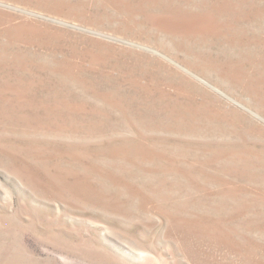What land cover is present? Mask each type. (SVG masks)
<instances>
[{
    "label": "rangeland",
    "instance_id": "rangeland-1",
    "mask_svg": "<svg viewBox=\"0 0 264 264\" xmlns=\"http://www.w3.org/2000/svg\"><path fill=\"white\" fill-rule=\"evenodd\" d=\"M0 264H264V0H0Z\"/></svg>",
    "mask_w": 264,
    "mask_h": 264
}]
</instances>
